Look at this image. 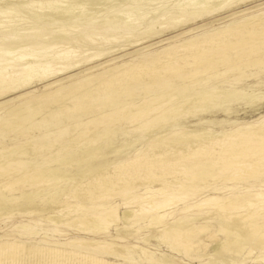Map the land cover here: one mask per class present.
Masks as SVG:
<instances>
[{
  "label": "bare ground",
  "instance_id": "obj_1",
  "mask_svg": "<svg viewBox=\"0 0 264 264\" xmlns=\"http://www.w3.org/2000/svg\"><path fill=\"white\" fill-rule=\"evenodd\" d=\"M77 1L82 4L79 3L80 7L77 6L76 10L79 8V12L86 14V11H89L86 7L88 8V5L99 0ZM63 2L62 0H5L4 3V0H0V5L4 3L0 6V12L4 14V9H7L6 11L10 13H7L5 17V14L0 17V33L9 34L7 24L9 26L14 22L18 24L20 20L13 18L12 13L24 11L26 14L23 15L24 20L26 16L33 17L30 21L36 22L37 26L26 27L23 25L27 23H24L21 25L22 28L18 27L17 36L26 38L39 33H43L45 37L51 33L58 36V40H55L54 44L30 47H26L27 44H24V47L13 45L4 50L0 49V55L7 56V60L0 61V108H10L11 101L14 99H19L18 102L15 101L16 106L37 99L45 100L49 106L56 105L76 90H82L81 88H86L84 86H88L92 81L100 79H104L102 84L106 86L112 82L119 84L124 79H136L142 76L155 77L165 73L173 77V82L163 92L160 90L161 92H157L155 95H145L144 98L136 102H122V105L114 106L110 111L91 119L86 129L75 138L74 145L64 146V150L74 148L68 155H65L62 151L63 148L58 146L57 149L54 148L56 151H51L53 155L51 154L44 163L39 164L40 162L31 158L36 147V143L33 141L27 139L20 144H12L13 146H2L0 148V218L5 215L13 216L14 213L28 217L38 213L41 216L39 218L43 219L42 222L47 221L48 225L50 224L49 227L53 224L65 223L72 225L80 232L97 234L108 233L112 228L115 230L114 242H107L99 238L70 240L71 246L76 242L91 247L101 245L107 252L115 250V240L118 243L126 236L145 229L146 233L138 236L141 237L142 246L133 245L135 248L129 247L128 250L137 256L144 250L146 259L152 264H177L171 251L175 250L179 253L184 251L183 249H186L187 245L195 244V235L206 232V239L209 242L203 244L204 248L207 247L206 254H209V257L203 264H212L216 261L237 262L231 255L241 253L251 240L249 227L257 229L258 225L254 220L258 216L264 217V181L257 189L249 191L239 189L231 194L224 193L225 190L222 191L221 187L212 186L219 178L224 180L242 179L244 181L250 177L264 174V118L248 124L243 123L244 125L228 121L233 126L231 125V130L225 131L226 129H223L226 122L218 121L212 116L220 111L216 109L218 102L216 97L220 93V89L217 86L212 89H192L189 83H185L181 85L183 87L179 88V83L176 82L190 76L193 71L198 72L200 69L203 72L210 71L215 57L226 55L230 51H235V56L239 58L240 53L237 48L248 43L249 38L255 33L252 32L248 37L244 32L237 30L238 25H233L227 30L216 32L210 40L199 38L164 46L155 54L133 63L124 60L123 62H111L109 59L106 64L103 62L96 64V61L87 67L83 66L82 69L77 67L80 70L78 78L58 82L59 79L55 77L53 79L57 72L74 69L80 63L85 65L100 56L103 58L102 55L117 49H112V51L109 49L107 52L95 50L92 54H85L87 55L85 57L80 55L81 58L79 57L81 50H72L74 48L73 46L71 48L70 44L87 42L97 45V42L95 43L97 35L93 34L95 30L88 29L89 32L83 33L82 37H69L71 34H76L74 30L80 25L67 26L56 23L52 25L56 29L52 28L47 31L44 26L50 27V25H43L41 20H54L60 17L63 20L62 17L72 16H74L73 21L75 20L77 14L70 15L74 11L75 2L73 3V0ZM174 3L175 5L168 13L163 14L160 18L157 17L165 25L188 22L201 15L226 8L230 5V0H175ZM116 4L112 6L115 8ZM126 7L128 6L126 5ZM91 8L93 10V7ZM102 8L104 11L108 10L105 6ZM132 10L137 11L135 7ZM156 10L155 7L148 10L146 7V12H142L141 18L150 19ZM133 11L130 9L124 11L126 13L121 19L116 17V14H109L102 22L99 21L103 23L99 28L107 27L109 23L118 21L122 22L120 27L123 30L135 26L136 24L131 25L136 22L132 18ZM91 12L93 13V11ZM96 12L94 11L93 14ZM88 14L90 16V13ZM87 17L88 15L85 18ZM260 20H264V18L254 17L248 19L247 22ZM256 24L263 25L264 23ZM13 25L15 26V24ZM151 27L150 31L153 30ZM84 28L86 27L84 26ZM12 31L11 33H14ZM225 32H233L232 36L237 37L235 42L227 40L224 43L222 41L211 43L215 40V36ZM106 40H111V37L106 35ZM101 42L100 44H102ZM106 42L103 43L106 44ZM208 43L211 44L208 45ZM69 58L78 59L68 62ZM262 60H264V50L260 58L255 59L256 62ZM19 64H22V67L15 68ZM56 65L62 66L57 67ZM98 66L101 68L95 69ZM66 73L68 72L66 71ZM106 74L108 75L105 76ZM36 76L43 81L51 76L52 79L44 82L43 90H30L29 87L28 90H25L24 88L30 85ZM201 84V82L197 83V85ZM11 93L14 96L8 98ZM231 95L233 94L228 92L224 96L228 98ZM258 99H252L250 103L258 101ZM15 105L14 107H16ZM98 107L100 104H96L93 109ZM226 111L229 113V110L223 112ZM203 114L211 115L205 117ZM189 117L191 119L198 117V119L196 118L197 120H193V123L187 126L186 119ZM204 117L206 119H202ZM117 123L127 124L136 133L119 145H115L111 139L105 144H100L98 142L100 136L111 135L113 132L111 128ZM100 127L105 129L101 130L96 138L93 132ZM70 133L72 134V132ZM146 141L150 142V145L147 143L145 151H138L139 145L136 146V144L140 143L141 145ZM55 145H57L56 140L53 143H48L46 147L52 149V146ZM130 147L133 148L131 151H134L130 156L128 154L127 157L117 160V156L113 155L122 148L128 150ZM43 149L45 148L43 147ZM27 158L30 159L27 160ZM208 168H211L212 171L209 172ZM238 182L240 181H237V184ZM117 197H120L121 201L117 202ZM211 220L216 222L212 229L209 228ZM152 239H154L153 243H151ZM253 243H251L253 246L260 247L264 251V236L262 234H259ZM152 245L158 248L160 245H164L167 252L151 256L152 247L150 246ZM252 248L249 249L248 254ZM88 251H74L71 248L51 245H27L14 238L6 239L4 242L0 239V264H25L27 263L26 259V261H22L18 258L26 254L31 258L35 257V264L47 263L46 259L55 261L48 264H62L57 260L63 258L66 260V257L77 254H81V257L84 258L94 259L92 264H128L110 262L107 259L98 258L94 253ZM149 256L152 259H149ZM257 260L264 263V256L257 257ZM243 262L244 260H241L239 264Z\"/></svg>",
  "mask_w": 264,
  "mask_h": 264
},
{
  "label": "rangeland",
  "instance_id": "obj_2",
  "mask_svg": "<svg viewBox=\"0 0 264 264\" xmlns=\"http://www.w3.org/2000/svg\"><path fill=\"white\" fill-rule=\"evenodd\" d=\"M9 1H12V0H9ZM62 1L65 2V0H62ZM99 1L95 3L93 2L92 4H90L91 6L88 5V8L86 7V9H88L89 11L88 12L86 11V14H85L84 12H79V8L76 10L77 6L80 7L82 3L79 1L76 2V0H73V3L75 2L76 5L74 3L73 5L74 8L73 6L72 8L74 9V11L75 10L76 11L75 12L72 11L70 15L71 16L74 14L78 15L79 13H81L78 16L77 15L75 16L74 21H73L74 16L66 17L67 19L62 17L63 20H61V17H60L58 18L59 20L58 19H54V20L47 19V21L41 20L42 24L43 25L48 24V26L50 25V27L44 26V28H47L46 29L47 31H50L52 28L56 29V27H52V25L56 23L59 25L65 24L67 26H70L72 24L77 25V26L80 25L79 28L77 27V29L74 30L76 34H73V35L71 34L69 37H72V36L82 37L86 31L89 32L88 29L95 30L93 34L97 35L98 37L101 36L99 39L97 36L95 37V43L97 42V45L88 44L87 42L81 43V44H77V43L70 44V47L72 48L73 46L74 48L72 50H76V51L81 50V52H79V57L81 56L85 57L89 54H92V52H94L95 50L107 52L109 51V49L110 51H112V49L117 48L116 49L117 51L116 50L112 51L114 54L110 52L109 54L111 56L109 54L102 55L103 58H105V60H103V58L100 56L101 58L98 57L88 63H85V65L80 63L81 65L79 64L78 66H76L75 67L76 69L73 67L74 69L71 68V70L70 69L65 70V71L63 70L64 72L61 70L64 74L59 71L56 73V75L53 76V79L55 78L59 79L58 82H62V81L66 82L74 78L76 79L80 75L79 74L80 70H78L79 68L82 69L84 68L83 66L87 67L88 65L92 63H96V61H97L96 64H99L101 62H103V64L104 63L106 64V61L109 59L111 62L112 61L113 62L114 61L123 62L124 60V61H129L130 63H133L135 61L145 59L151 54H155L157 51L161 50L164 46L167 47L172 44H177V43H181V42L189 41V40H196L199 38L210 40L216 32L221 31V30H227L229 27L233 25H238L239 27L237 30L239 32H244L245 35L248 37L251 35L252 32L255 33V35L249 38L248 43L237 48L238 53H240L239 58L235 56L236 54L235 51H230L226 55L215 57V62L213 63L210 71L203 72L202 69H200V71L198 72L193 71L190 74V76L184 77V79H180L176 83H179V88L183 87L181 85H184L185 83H189L192 89L194 88L212 89V87L217 86L220 89L219 90L220 93L217 94L218 96L216 97V101H218L216 109L220 111L212 114V116L218 121L226 122L225 125L227 127L225 126V128L223 129V130L226 129L225 131L231 130L233 126L232 124L231 126L230 123H228V121H235V123L239 125H244V124L253 122L254 120H260L264 118V60L260 62L255 61V59L260 58V56L262 55V51L264 50V24L257 25L256 23L258 22L264 23V20L247 22L248 19L254 18V17L264 18V0H241V1L237 0V2H235L236 0H230V5L226 6V8L224 7L220 10L218 9V11L215 10V12L201 15L188 22H183V23H178V24H173V25H169V24L165 25L164 23H162L163 21H160L158 18H160V16H162L163 14H166L169 12L171 7L175 5L174 3L175 0H161V1L160 0H156V1L155 0L153 1L140 0L139 2L138 0L137 1L128 0L129 2L127 0H123V1L122 0H103V1H100L101 4H98L100 3ZM113 2L114 4H112ZM4 3H5V0H4ZM115 3L117 4H116V7L114 8L112 5H115ZM103 5L108 10L105 9L106 11H104V8H102L104 7ZM126 5L128 7H126ZM135 5L137 6V8ZM123 6L124 8H122ZM91 7H93V10ZM100 7L101 9H98ZM109 7L110 8L112 7L113 9L112 8L110 9ZM134 7L135 9H137V11L132 10ZM146 7H147V10L151 7L157 8L154 14L155 16L153 15V17H151L150 19H146L147 17L141 18L142 12L144 13L146 12ZM95 8H97L98 10ZM128 9L133 11L132 16L133 15L134 16L132 18L134 19V21H136L134 23H131V21H129V23H131V25L136 24L135 26H131L127 28V30H123L120 27V24H122V22L118 21L115 23H109L107 26L108 28L107 27L99 28V26L103 24V23H100L99 21L102 22V20L106 18L109 14H112V15L116 14V17L121 19V17L125 15L124 13H126L124 11ZM6 10L7 9H4L5 15L3 14V12H0V17L2 15H4L5 17L7 13L10 14ZM102 10L104 13L102 12ZM91 11H93V13L94 11L95 12L98 11L99 13L96 12V14H93ZM18 13L19 12H16L15 14L12 13L13 15L12 17L16 19H20L21 22L20 20L18 21L19 22L18 24L17 22H14L13 24H15V26L13 24H10V26L7 24L8 26L7 30L9 31V34L0 33V49L1 50H4L7 47H10L13 45H20V47H24V44H27L26 47L27 46L30 47V46H41L43 44H54L55 40H58V36H54L52 33L47 37H45L43 33L29 35L26 38L17 36L16 34L19 31L18 27H21V25H23L24 23H27L23 25L26 27L27 26L29 27L37 26L36 22L30 21L33 17L26 16L24 20L23 15L25 14V12L21 11L19 14ZM88 13H90V16ZM81 15H85V16H81ZM86 15H88L87 18H85ZM83 23H86V24L84 25ZM84 26L86 28H84ZM150 27L153 29L152 31H150ZM11 31L14 33H11ZM233 34H234L233 32H225L222 35L215 36V40L211 43H214V42L216 43L219 41H222V43H224V42H227V40L235 42L237 37L232 36ZM106 35H109V37H111V40H106ZM102 36L103 38L105 37V39H103ZM101 38L102 40H100ZM100 41H102L101 43L103 45L100 44ZM104 41L105 42L107 41L106 44L103 43ZM210 44L208 43V45ZM78 58H72V59L69 58L67 61L72 62L74 60H77ZM5 60H7V56L0 55V61H5ZM56 66L58 67L62 65H56ZM21 67H22V64L15 66V68L17 69ZM99 68H101V66L100 67L98 66L95 69H99ZM66 71L68 73H66ZM208 73L209 74L211 73V75H209ZM107 75L108 74H106L105 76ZM34 78L35 79H33V82H31L30 85L24 88L25 90H28V87L30 90H35V89L36 91L43 90L45 88L46 81L48 82V80H51L52 76L51 78L49 77L47 79H44V81L38 79L37 76ZM38 80L42 82H39ZM172 80H173L172 76H168L165 73H161L155 77H148V76L143 77L142 76L136 79L134 78L124 79L119 84L112 82L109 85L103 86L102 83L104 82V79L103 80L100 79V80H96L95 82L92 81L93 83L92 82L91 84L89 83L90 85L88 84V86H84L86 88L84 89L81 88L82 90L78 89L75 92H73L71 95L66 97L64 100H61L60 101L61 103L60 102H59L60 104L58 103L60 106L58 104L56 105L53 104L49 106L45 100H40V99L32 101L33 103L26 102V103L21 104V106H16L15 103L18 102L19 99H16V100L14 99L13 101H11L12 102L11 107H10L11 109L9 107L0 108V148L2 146H13L15 144H20L27 139L29 141H33L36 143V147L34 149L35 153L31 156V158H34L35 160L40 162L39 164L44 163L46 158L51 156V154L53 155L51 151L52 152L56 151L55 149H57L58 146H60L61 149L63 148L62 151L65 155H68L71 153V150H73L74 148H71L70 150H64V146L74 145L75 138H77L80 135L81 131H84L86 129L88 122L91 119H93L94 117H97L101 113L103 114V113L110 111L112 108H114V106L115 107L118 105L120 106L125 102H131V101L136 102L144 98L145 95L146 96L155 95L157 92H161V91L163 92L166 88L170 87L171 85L170 83L173 82ZM188 80L189 82H187ZM198 82H201L202 84L197 85ZM228 92H231L233 95L229 96L228 98H225L224 95ZM13 93H16V92H13ZM13 93L9 94L10 95V96L8 95L9 97L8 96L6 97L8 98L13 97L14 96V95L12 96ZM255 98L256 99L260 98V99H258V101L256 100L253 103H250L252 99H255ZM96 104H100V107L94 110L93 107ZM14 105L17 108L14 107ZM42 108H47V109H42ZM222 110L223 111L229 110V113H227V111L223 112ZM76 114L79 116L77 117ZM203 115L207 117L211 114H203ZM205 117L202 119H206ZM196 118L198 119V117ZM196 118L194 119L193 118L191 119L190 117L187 118L186 119L187 126H190L193 123L192 122L193 120H197ZM103 129L105 128L100 127V128L95 129L93 134L95 135L96 138L98 137L99 132L101 130L103 131ZM111 129L113 131L111 132V135L100 136L101 138L105 136L103 139L101 138L98 139L99 140L98 142L100 144H105V142L111 139L112 141L115 142V145H119V143L122 144L123 141L129 140L130 137H132L136 133L135 130L132 129V127L130 126L128 127L127 124L122 125L121 123L114 124ZM11 130L12 132H10ZM70 132H72V134ZM75 132L77 133V136ZM128 134L129 135L131 134V135L129 136ZM53 139L57 141V145L52 146V149L51 148L49 149L46 146L48 145V143H53L55 141ZM60 140L61 142H59ZM144 143L143 144L141 143V145L140 143L136 144V146L139 145L138 151H141V150L145 151V149L148 146L147 143H149L150 145V142L146 141ZM40 145L42 146V149ZM43 147L45 149H43ZM40 149L42 150V153H40L41 152ZM125 149L127 150V148H122V150L120 149L121 152L119 151L120 153L117 152L116 154H113L115 155V157L117 156L118 158L117 160L127 157L128 154H129L128 156H130L134 152V151L133 152L131 151L133 150L132 147H130L127 151H123ZM48 150L49 152L47 153ZM38 154L39 155L41 154L40 157L42 159L39 157ZM29 159L30 158H27V160ZM207 170L209 172L212 171L211 168H208ZM263 179H264V174H260L255 177H250L244 181L242 179L241 180H224L223 178H219L215 180L213 184L214 186L212 187H216V186L218 188L221 187L222 191L225 190L224 193L226 192V194H229V193L231 194L239 189L240 190L244 189V191L257 189L259 185L263 183L264 181ZM228 181L230 183L227 184L226 182ZM237 181H240V182H238L237 184ZM255 185H256V188H255ZM116 200L117 202L121 201L120 197H117ZM37 214L35 213V215H31L30 217L25 216V215L23 216L20 213H14L13 216H6V215L5 217L2 216L0 218V239L1 241L3 240L4 242L6 239L14 238L27 245L28 244L51 245L54 247L71 248L74 251L89 250L88 252L94 253L96 257L107 259L110 262H124L128 264H152L151 262H149V260L146 259L144 250H142L139 256H137L134 253H130L128 250L129 247L135 248L136 245L142 246L141 237H138V236L140 235L142 236L144 233H146L145 229H141V231L135 232L134 234L130 236H126L123 240H121L118 243L115 240L116 245L114 246L115 247L114 251L116 253L114 251L107 252L103 250V247L101 245H95L94 247H91V246L81 245V244H78V242H76L75 244H72L71 246L70 240L74 238L76 239L99 238L107 242H114L113 241V239H115L114 229L110 228L108 233L106 232L102 234H99V233L97 234V233H92V232H80L76 228L72 227V225H68L65 223H62L59 225L53 224L51 227H49L50 224L48 225L47 221L42 222L41 220L43 219L39 218L41 216ZM214 221L215 220H211V223H209L210 225L209 228L211 227L210 229L215 227L214 224L216 222ZM254 221L257 223L258 228L253 229L252 227H249V231L251 234V240L245 246V248L241 251V253L231 255L232 258H234V260H236L237 262H229L230 264H239L241 260H244L242 264H264L262 262L260 263L257 260V257L264 256V251L260 247L253 246L254 244L253 242L256 241L259 234H262L264 236V217L258 216ZM205 233L206 232H200L198 233V235H195L194 237V240L196 239L195 244L187 245L188 247H186V249H183L185 253L184 251H180V253L175 250L171 251L172 255L176 259L177 264H203L204 262L208 260L209 254H206L207 247L204 248V244H203L204 242L205 243L209 242L206 239L207 237ZM153 240L154 239L151 240V243H153ZM250 246L253 248L250 254H248V251L251 248ZM150 247H152L151 248L152 252L150 254L151 256L160 255L162 253L167 252L164 245H160L159 248L155 247L154 245ZM26 255H23L22 257H19L18 259L22 261L27 260L26 261L27 263L25 264H35L36 263L35 257L31 258L28 255L27 256ZM151 256H149V259H152ZM77 257H79L80 259H78ZM65 259L66 260H64L63 258L57 261H60L62 264H68V263L69 264H92L93 263L92 261H94V259H88V258L81 257V254L72 255V256L66 257ZM46 262L47 263L42 262V264H48L49 262H55V261L51 259H48V260L46 259ZM218 263L219 264L221 263L229 264L228 262H220V261H216L212 264H218Z\"/></svg>",
  "mask_w": 264,
  "mask_h": 264
}]
</instances>
